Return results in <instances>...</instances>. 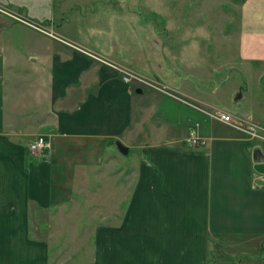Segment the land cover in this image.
<instances>
[{"label": "crops", "instance_id": "1", "mask_svg": "<svg viewBox=\"0 0 264 264\" xmlns=\"http://www.w3.org/2000/svg\"><path fill=\"white\" fill-rule=\"evenodd\" d=\"M28 1L0 7V30H10L0 33L7 40L0 45V264H191L197 246L202 248L200 264H233L230 256L237 252L248 255L238 264H264V174L252 168L264 162L263 134L251 136L234 120L207 121L204 101L191 92V74L182 62L175 63L166 84L153 74L143 76L172 92L155 106L153 93L145 102L134 98L136 84L127 82L143 81L131 73L129 53H119L128 57L118 60L131 76L127 81L117 69L82 53L79 49L118 65L110 56L111 24L118 29L123 22L139 21L119 1ZM238 16V53L264 66V0H244ZM20 23L36 32L21 35ZM91 24H100L99 29ZM138 27L135 32L152 44L151 30ZM177 37L190 35L184 31ZM23 38L25 56L19 57L16 46ZM193 49L185 42L180 54ZM180 68L185 72L177 73ZM263 75L264 67L258 76ZM147 110L154 125L151 142L133 145L141 170L138 182L147 181L143 172L152 162L163 174L152 176L160 186H138L134 206L124 212L128 217L120 224L121 236L113 238L114 227L104 224L105 237L87 241V253H67V241L52 237L47 215L72 198L77 168L99 164L108 146L114 144L110 153L117 149L116 141L128 153L129 142L142 134L136 126ZM251 122L263 126L264 117ZM168 123L185 124L203 144L183 150L179 145L189 146L187 134L170 140ZM36 136L48 142L43 158L27 149ZM183 172L189 174L184 190L177 179Z\"/></svg>", "mask_w": 264, "mask_h": 264}, {"label": "rangeland", "instance_id": "2", "mask_svg": "<svg viewBox=\"0 0 264 264\" xmlns=\"http://www.w3.org/2000/svg\"><path fill=\"white\" fill-rule=\"evenodd\" d=\"M117 1L128 10L129 15H136L139 19L137 23L134 21L130 23L127 21L123 22L118 29H116L117 24L112 23L113 29L109 38L114 45V52L110 55L111 58L116 60L118 66L122 68L118 60L123 57L127 59L128 56L124 55L122 57L119 53H129L128 55L131 59H129L130 64L127 60V64L131 67V73L137 72L138 75L136 74V76L143 81L137 83L136 79L132 78L127 82L129 85L136 84L135 89L137 90L134 92V98L145 102L149 100V93H153L156 96L152 99L155 106H157L162 98L167 96V93L172 92H170L168 87H163L161 82L148 80L143 76H151L153 74V77H158L166 84L169 73L172 71L171 69L176 65L175 63L182 62L186 68V73L191 74L190 79H187V83L192 85L194 90L197 88L195 91H192V89L191 92L204 101V105H201V108L206 113L204 116L207 121L218 119L217 116L220 112H228L232 116L249 117L253 122H262L264 117V75L261 77L258 75L264 66L260 63H252L242 58V55L238 53L240 32L238 14L244 0ZM9 3L28 5L30 1L0 0V7H8ZM103 24L107 26L109 23ZM99 25L94 24L92 27L98 30ZM141 25H143L145 31L151 30L154 35L152 39L153 45H149L151 41L143 40L140 38L139 32H135L137 31L136 26L140 27ZM74 28L78 29V27ZM5 31L10 32L6 28L0 30V33ZM19 31L21 35L36 32L23 23H20ZM68 31L71 33V30ZM184 31H187L190 35L187 40L177 37ZM109 34L107 33V35ZM152 34L151 36H153ZM2 39L0 35L1 46L5 44V41L7 42V40ZM48 40L49 38H47ZM185 42L195 46L197 50H188L186 54H180L181 47H183ZM25 47L23 38L21 42L18 41L16 46V52L19 57L25 56ZM83 51L81 52L89 58L103 64L97 59H102V56ZM93 55L97 56V58H94ZM155 56L158 58L157 61L154 59ZM138 59L141 61L147 60L148 63L151 60V63L146 66L137 61ZM140 67L141 69L142 67L150 68L141 70ZM114 71L121 77V72ZM176 72L182 74L185 71L180 68ZM239 95H241V98H238ZM178 97L184 101L195 103L184 96L178 95ZM143 108H146V106H143ZM154 109L157 110L158 107ZM157 112H159V109ZM151 114V110H147L140 118L141 121L136 127L137 132L142 134L138 136L139 138H134L129 142L132 147L128 153L122 154L118 149L112 150L110 153L108 149H113V144L112 147L108 146V149L102 154L99 164L77 168L72 198L63 204L61 209L52 211L51 214L47 215L46 218L52 226L50 230L52 237L67 241L63 245V249L67 253H78V251L87 253V250L90 249L86 247L87 241L92 238L102 239L105 237L104 224L114 227L113 238L121 236L120 224L125 223L124 220L128 217L124 214L126 208L135 204L134 193L142 185L146 190H151L153 185H158L157 182H152V176H162L163 174L156 166H152V162L148 163L143 172L147 181L142 185L141 183L139 184L138 175H141V170L137 161V149L133 147L135 142H145L147 140L151 142L150 127L153 125L151 123ZM207 121L201 118L198 122L202 127L206 128L208 125ZM155 125L158 127V124ZM168 125L170 129L167 137L170 140H180L188 134L185 124L171 125L168 123ZM133 126L134 124L131 125V127ZM260 132L264 136V132ZM159 139H161L160 141H165L162 135H159ZM169 145L166 143L162 147H168ZM115 146L114 148H117ZM179 146L183 150H191L193 148V146H186L183 143ZM261 152L264 154L263 147ZM29 154L33 156L31 153ZM187 174L188 172L186 174L183 172L177 178L181 182L182 189L184 182L189 179V174L188 176ZM187 185L188 183L186 182V187ZM126 222H129V220H126ZM195 249L197 250L194 258L196 262L192 261L191 264H200L202 248L197 246ZM247 256V252H237L230 256L231 262L238 264L246 259Z\"/></svg>", "mask_w": 264, "mask_h": 264}, {"label": "built area", "instance_id": "3", "mask_svg": "<svg viewBox=\"0 0 264 264\" xmlns=\"http://www.w3.org/2000/svg\"><path fill=\"white\" fill-rule=\"evenodd\" d=\"M0 11L4 12L1 9H0ZM77 49H79V48H77ZM79 50H81V49H79ZM93 57L97 58V56H94V55H93ZM97 59L100 60L103 64H106V65L110 66L111 68L117 69L119 72H121L122 73V80L127 81L130 79V77H131L130 74H128L123 68H120L118 65L113 64V63H111V62H109L103 58L102 59L97 58ZM217 118L221 121H224V122H229V121L234 120L235 122L242 123L243 126H245V128L248 130V132L251 136H255V134L258 131L264 132V125L262 126L259 124L252 123L249 120H244V119L238 118L236 116H232L229 113L220 112L218 114ZM262 139L264 140V136L262 137ZM185 142L189 146H193V147L203 144V140L196 136L193 129H189L188 134L185 138ZM47 147H48V142L43 138V136H36L28 144L27 149L31 154H37V155L41 156V158H43L44 154L42 153V151L47 149Z\"/></svg>", "mask_w": 264, "mask_h": 264}, {"label": "water", "instance_id": "4", "mask_svg": "<svg viewBox=\"0 0 264 264\" xmlns=\"http://www.w3.org/2000/svg\"><path fill=\"white\" fill-rule=\"evenodd\" d=\"M116 147L122 154H125L127 152V148L122 144H120L119 142H116ZM252 168L254 171L264 174V162L254 163Z\"/></svg>", "mask_w": 264, "mask_h": 264}, {"label": "trees", "instance_id": "5", "mask_svg": "<svg viewBox=\"0 0 264 264\" xmlns=\"http://www.w3.org/2000/svg\"><path fill=\"white\" fill-rule=\"evenodd\" d=\"M196 147V146H195Z\"/></svg>", "mask_w": 264, "mask_h": 264}]
</instances>
